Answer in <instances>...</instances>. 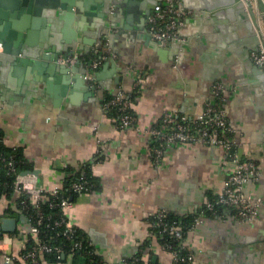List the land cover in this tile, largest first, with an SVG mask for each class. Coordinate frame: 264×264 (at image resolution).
<instances>
[{
  "label": "crops",
  "instance_id": "obj_1",
  "mask_svg": "<svg viewBox=\"0 0 264 264\" xmlns=\"http://www.w3.org/2000/svg\"><path fill=\"white\" fill-rule=\"evenodd\" d=\"M156 1L109 0L96 11L47 15L38 39L53 56L72 45L96 57L100 38L107 46V58L84 82L66 81L57 66L36 72L0 54L2 141L20 149L43 190L88 167L97 188L73 195L64 211L107 264H122V257L136 252L150 264H170L158 239L144 244L149 216L158 209L197 218L184 235L193 264H264V67L250 57L257 45L254 25L244 4L243 10L233 0H181L191 10L178 28L183 40L159 45L145 22ZM84 68L81 61L74 64V72ZM215 81L226 88L223 107L238 156L261 170L258 180L242 187L262 200L249 222L228 209L221 216L204 212L205 200L220 191L232 165L221 146L176 142L156 162L149 148L148 130L161 115L194 116ZM118 89L132 95L136 118L124 129L103 108L105 97ZM15 195L0 196V218L12 216L4 210L14 208ZM28 227L20 217L17 232L0 235V264H24L7 261L4 253L19 255Z\"/></svg>",
  "mask_w": 264,
  "mask_h": 264
},
{
  "label": "built area",
  "instance_id": "obj_2",
  "mask_svg": "<svg viewBox=\"0 0 264 264\" xmlns=\"http://www.w3.org/2000/svg\"><path fill=\"white\" fill-rule=\"evenodd\" d=\"M246 11L254 25L258 43L250 51L251 60L256 65L264 64V37L255 19L250 0H242ZM190 9L181 4V0H157L150 11L147 13L145 22L146 30L150 38L159 45H165L172 41H182L178 33V28L183 23ZM1 49V43H0ZM83 54L77 51H70L66 54L57 53L54 60L57 63L73 65ZM108 56L107 52L98 53V56L86 59V66L91 74ZM212 95L206 100L203 108L194 116H188L183 112L165 111L157 123L152 125L148 133L149 140H158V145L149 146L152 159L156 162L160 159L165 146L176 142L204 143L221 146L224 155L231 162V167L227 170L222 187L219 192L207 198L203 209L221 216L224 209H228L230 214L239 221H252L257 215L261 204V197L254 196L243 191L244 184L256 181L261 176V170L252 160L242 159L236 152V146L232 137L233 127L226 117L223 107L226 88L220 81L212 83ZM131 96L118 89L108 100H104L103 108L115 106L117 110L113 120L121 129L131 127L135 122V114L130 109ZM5 165L9 171L16 172L15 153H10ZM85 168L80 169L77 180H72L71 190L76 194L90 191L89 181L84 178ZM15 191H22L29 197L30 203L36 208L33 216L34 223L30 224L27 231L22 233L24 240L31 233L33 240L30 245L19 253L18 256L4 253L5 259L21 260L24 264H83L85 257L91 254H98L92 242H86L81 235L76 234L75 227L70 225L65 213V208L71 204L68 196H59L57 200H50V206L59 207V215L52 217L49 213H43L39 206L41 199L47 200L49 194H56L60 186H54L49 190H43L35 184V173L16 172L13 181ZM153 219L149 221L147 239H158V233L166 234L169 239L161 242L164 250L170 255V264H193V252L184 242L183 225L175 217H169L167 211L158 209L151 214ZM197 221L195 217L193 224ZM43 224L46 228L56 227L58 230L55 235H61L66 239L65 244L53 242L54 234L38 236L41 231L39 225ZM192 224V226H193ZM191 226V227H192ZM5 242L0 239V251L4 250ZM86 245L91 248H85ZM80 252L81 261L76 262L74 257ZM51 256V257H50ZM138 257L134 256L131 263ZM102 260V259H101ZM124 264V257L121 258ZM134 264V263H133ZM142 264H150L143 261Z\"/></svg>",
  "mask_w": 264,
  "mask_h": 264
},
{
  "label": "water",
  "instance_id": "obj_3",
  "mask_svg": "<svg viewBox=\"0 0 264 264\" xmlns=\"http://www.w3.org/2000/svg\"><path fill=\"white\" fill-rule=\"evenodd\" d=\"M109 0H0V54H5L9 60L17 66L29 65L31 70L36 72H49L53 67L59 68L61 76L66 80H74L76 83L84 82L85 78L91 77L89 68L85 65L86 60H78L76 63L84 65L83 72H74L73 65L57 63L54 56L44 50V42L39 40V33L42 25L46 24L47 15L59 10L67 11H96L106 5ZM235 6L243 8L242 0H233ZM257 24L264 37V0H250ZM246 18L249 19L244 11ZM251 21V20H249ZM256 44L258 43L257 35ZM153 41V40H152ZM155 44L157 42L153 41ZM97 44V52L101 53L107 46L102 47L101 38ZM110 46V45H109ZM71 51L80 54H87L88 50L76 48L71 45ZM110 57V56H109ZM255 64V63H254ZM264 67L263 65H258ZM64 75V76H63ZM36 171L31 169L23 170L22 173ZM70 198H72L70 196ZM25 220L24 216H20ZM17 227V219L13 216L0 218V235L4 232H13Z\"/></svg>",
  "mask_w": 264,
  "mask_h": 264
},
{
  "label": "trees",
  "instance_id": "obj_4",
  "mask_svg": "<svg viewBox=\"0 0 264 264\" xmlns=\"http://www.w3.org/2000/svg\"><path fill=\"white\" fill-rule=\"evenodd\" d=\"M89 57L85 54L82 55L81 59L82 60H86ZM112 95L106 96L105 100H108ZM132 96V95H131ZM105 112L110 116V117H114L117 114V110L115 106H109L107 108H105ZM116 123V122H115ZM158 140L153 139V140H149V146L152 145H158ZM10 153H15V166H16V172H20L26 169H31V167L29 166V164L26 162V160L23 158L21 151L18 147H9L6 146L1 138L0 135V196L1 195H5L7 197L10 196V193L15 191L14 187H13V181L15 178V171H9L7 169V166L5 165V160L7 158V156ZM85 168V171L83 173L84 178H86L89 181V186H90V191L93 189L97 188V180L96 177L89 171L88 167L85 166L83 167ZM81 169V168H80ZM80 169H78L75 172H68L65 174L64 178H63V182L62 185L60 187V189L58 190V192L56 194H49V198L47 200L41 199L39 201V208L43 213H49L52 217H55L57 215H59V207L58 206H50L49 202L50 200H57V198L59 196H68V197H72L73 195H75L76 193L71 190L70 188V184L72 180H77L78 176L80 174ZM211 197V196H210ZM14 208H10V206H7L5 208V213L12 215L13 217H15L16 219H19L20 216H24L25 217V221L28 223V225L33 224L34 218L33 216L36 213V208L34 206H32V204L30 203L29 197L26 193L22 192V191H16V195L14 197ZM205 213L210 214V215H215L214 213L204 210ZM167 215L169 217H175L177 218L181 224L183 225V230L185 231V233L187 232L188 229L191 228L194 219H195V215H186V216H177L174 215L172 213L167 212ZM153 219V216L150 215L149 216V221ZM41 231L39 232L38 236H44V234L49 235V234H54V239L53 242H60L62 244H65L64 247H66L65 249H67V243H66V239H64L61 235H55L56 231L58 230V228L56 227H48L46 228L45 226H43V224L39 225ZM76 230V234L81 235L82 238L84 239V241L86 242L88 240V238H86L82 232L75 227ZM14 232H17V229H15ZM184 233V235H185ZM158 240L161 242H164L166 240L169 239V237L166 234H160L158 233ZM31 240H33V237L30 234L27 235V239L24 240V247L22 248L21 251L25 250L29 245ZM149 240L146 239L144 241V244H148ZM91 248V245L88 246L86 245L85 248ZM77 253L74 257L76 262L81 261V257L79 256L80 252H75ZM134 256L138 257L135 261H133L131 263V260H133ZM51 257V256H50ZM83 264H107L104 260H101L100 255L99 254H91L90 257H85V259L82 260ZM142 264L143 260L141 258V252H136L134 254H132L131 256H124V264Z\"/></svg>",
  "mask_w": 264,
  "mask_h": 264
}]
</instances>
